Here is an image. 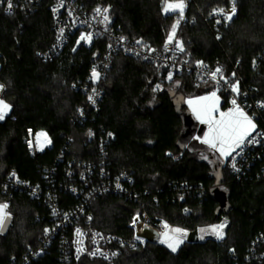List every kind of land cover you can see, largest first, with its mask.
I'll return each mask as SVG.
<instances>
[{
  "label": "trees",
  "instance_id": "1",
  "mask_svg": "<svg viewBox=\"0 0 264 264\" xmlns=\"http://www.w3.org/2000/svg\"><path fill=\"white\" fill-rule=\"evenodd\" d=\"M51 1L39 0L35 8L12 15L4 13L0 2V82L5 87L2 99L11 105L10 113L0 120V175L15 169L21 179L44 185L43 173L55 168L53 177L59 182L72 158L99 166V139L111 133L104 165L111 177L122 171L131 173L134 181L129 189L135 196L98 195L89 208L96 229L129 234L127 224L138 211H145L152 220L164 219L191 230L224 218L229 222L221 242L209 237L187 242L176 252L147 242L124 248L114 264H232L234 254L242 258L256 236L264 234V154L240 174L223 167L219 185L230 193L231 208L216 216L218 203L211 196L213 166L225 158L200 140H192L185 149L177 144L183 127L177 99L208 95L212 86L197 85V75L187 73L154 91V85L163 81L162 69L119 52L102 80L104 94L98 108H87L85 119L80 118L79 108H86V96L73 84L88 78L93 63L106 53L109 39L89 44L72 39L59 55L44 61L38 52L47 49L54 37ZM83 1L88 6L105 2L116 32L158 47L178 19V12L162 11V0ZM228 2L195 0L186 19L180 20L176 38L196 62L222 65L228 72L236 69L253 98L264 101V0H235L237 14L230 24L219 28L216 38L203 15ZM227 103L220 98L219 107ZM180 109L188 106L182 104ZM258 122L264 127V108ZM30 128L47 132L51 139L36 157L24 142ZM63 148L64 158L57 162ZM61 196L68 205L76 199ZM10 198L15 218L13 226L0 235V264H10L13 258L22 261L28 246L38 244L48 222L47 208L38 199L23 191L13 192ZM260 248L264 249V240ZM59 257L53 246L31 264H61ZM84 263L112 264L89 259Z\"/></svg>",
  "mask_w": 264,
  "mask_h": 264
},
{
  "label": "built area",
  "instance_id": "2",
  "mask_svg": "<svg viewBox=\"0 0 264 264\" xmlns=\"http://www.w3.org/2000/svg\"><path fill=\"white\" fill-rule=\"evenodd\" d=\"M194 1L185 0L186 7L184 8V16L181 20L186 19L189 7ZM38 2L39 0H12L14 6L9 10L7 0H2L4 13L7 15H12L18 11H28L27 9L35 8ZM232 6V0H229L227 5L216 6L207 15H203L204 20L212 26L216 38H219V28L230 24L236 16L237 7L235 4L236 12L232 15L231 20H226L224 15L214 14L213 9L223 8L225 13L231 14ZM98 7L108 9L105 2L88 6L83 0H52L50 11L53 18L54 37L47 49L38 52V56L47 61L59 55L72 39H75L77 42L82 41L80 40L82 34L91 33V41L103 38L109 39L106 53L102 58L93 63L88 78L84 82L78 81L73 84L75 90L83 92L86 96L87 106L86 108H79L80 118L85 119V110L87 108H98L104 94L101 86L102 80L110 70L114 56L120 52L140 58L162 69L163 81L157 82L154 85V89L157 85L160 86L159 89H162L164 83L171 82L177 75L195 73L198 77L197 85L208 84L212 86V92L216 91L217 96L223 100H228L225 106L219 107L220 111L227 112L233 108L232 100H236L237 105L252 119L256 127L251 136L245 141L242 149H236L231 156L223 160V167L228 168L233 173L240 174L243 173L244 168H249L252 165L255 158L264 154V127L258 122L261 118V111L264 108L262 106L264 105V101L253 98L250 88L242 85L241 77L236 69L228 72L222 65L211 67L207 64H200L193 59L192 54L186 50L184 45V51L177 49L175 40L168 46L169 50L165 51L166 41L161 47H158L142 38L131 39L125 37L114 29V18L110 16L109 9L107 11L108 21L101 22L103 17L97 16L95 12V9ZM177 18H179V13ZM218 20L220 23H217ZM61 29H63L62 36ZM176 40L178 39L176 38ZM137 41H140V43H137ZM152 49L155 51H151ZM217 68L222 70L223 78H221V74H217L215 80H213L211 73ZM93 69L99 73V78L96 80L91 78ZM169 72L173 74L171 80L167 78ZM0 85L4 86L2 82H0ZM232 85L238 86V92L232 91ZM4 90L5 87L0 90V99L3 97ZM221 95L224 96L222 97ZM89 96L93 97L95 103L89 100ZM37 134L38 132L30 128L24 138L28 152L33 157L38 156L50 145L42 146ZM111 137L112 134L109 133L106 137L99 139V151L97 155L101 159L99 166L92 161L72 158L68 160L63 172L64 180H60L59 182H56V178L53 177L55 168L46 170L43 173V178L46 179L44 185L40 182L31 183L21 179L15 169H11L5 176L0 175V204L7 203L9 206L7 211L10 213V217L5 222L6 226L0 230V235L4 234L14 224L15 211L12 208L13 203L10 196L15 191H23L30 198L38 199L47 208L48 215V222L42 229L38 244L36 246H28L22 261L17 262L13 258L10 264H31L33 260L44 255L53 246H56L59 250L61 264H85L84 261L87 259L101 260L114 264L117 263L124 248L133 249L149 242L144 236L146 228L158 231L159 237L156 243L168 247L166 244L160 242L163 239L161 234L166 231L163 227L165 223L170 227L172 225L164 219L152 220L145 211H138L132 215L127 224L130 231L129 234L104 232L93 226V214L89 211V208L91 202L98 195L111 192L127 198L135 196L129 189V186L134 181L131 173L122 171L111 177L104 165V159L107 156L106 147ZM253 137L256 142L248 143L247 141L252 140ZM65 151L64 148L60 151L57 162L64 158ZM233 157L235 158L234 160ZM233 163H235V169L232 167ZM261 172L264 175V166L261 167ZM13 173H15V176L12 175ZM61 194L70 195L76 199L68 205L62 199ZM53 210H55V214ZM137 216L139 218L133 223L134 218ZM226 220L224 218L219 222L213 223L215 225L224 224L222 239H218L214 234H208L206 239L212 237L215 241L221 242L226 237V233L224 232L225 226L228 224V220ZM46 229L48 230L47 232L45 231ZM77 229L83 235H78ZM196 229L198 230L199 226ZM185 231L188 236L192 230L185 229ZM187 236L183 239V243L179 245L177 250L187 242ZM263 240V233L256 236L249 246L247 253L242 258H238L234 254L232 264H261L264 261V249L260 248ZM96 249H99V252L95 255H90Z\"/></svg>",
  "mask_w": 264,
  "mask_h": 264
},
{
  "label": "snow or ice",
  "instance_id": "3",
  "mask_svg": "<svg viewBox=\"0 0 264 264\" xmlns=\"http://www.w3.org/2000/svg\"><path fill=\"white\" fill-rule=\"evenodd\" d=\"M2 2V0H0ZM162 11L165 14H169L171 12H178L179 18L176 20V22L172 25L170 33L167 36L166 42H165V51H168V46L173 43L175 40V46L180 51H184L183 43L179 40H176V32L177 28L179 26L180 20L183 19L184 16V8L186 7L185 0H175V2H170V0H162ZM232 8H231V14L225 13V10L223 8L220 9H213L214 14H220L224 15L226 20H231L232 15L235 14L236 8H235V0H232ZM12 0H7V7L9 10L13 8ZM107 8H96L95 12L97 16H102L103 19L101 22L108 21L107 16ZM217 23H220L218 20ZM63 35V29H61V36ZM59 39V37H58ZM92 39V34H82L80 37V40L90 42ZM123 39V38H121ZM78 41L77 43H79ZM137 43H140V41H137ZM151 51H155L152 49ZM139 55V53H137ZM147 58V57H146ZM202 64V62H198ZM217 74H221L222 77V70L220 68L215 69L211 73V78L215 80ZM172 73L169 72L168 79H172ZM93 80H96L99 78V73L93 69L92 71V77ZM178 84V82H177ZM3 85H0V90L3 89ZM159 85L156 86L155 90L159 89ZM232 91L238 92V86L232 85ZM89 100L95 103L92 96H89ZM189 107L192 109L193 114L195 115L196 119L201 123L208 126L207 131L204 133L203 137H196V139L200 140L202 144L207 145L208 149L219 153L220 157L227 158L228 156H231L233 152L236 151V149H242L243 145L245 144V141L249 136H251V133L255 130V124L252 122V119L237 105L236 100H232L233 108L229 109L227 112H222L219 109L220 104V98L217 96L216 91L211 92L208 95L205 96H198L194 99H189L187 101ZM264 106V105H262ZM11 110V105L8 104L5 100L0 99V120H3L5 116L8 114V112ZM91 134V133H90ZM46 133H38L37 137L45 136ZM248 143L256 142L255 138L253 137L252 140H248ZM50 143V141H49ZM42 150V149H41ZM239 154V153H237ZM203 159H208L206 155L202 154ZM235 158L233 157V160ZM223 163V160L220 161ZM212 163V161H210ZM232 167L235 169V163L232 164ZM15 176V173L12 174ZM119 187V185H117ZM7 203L0 204V230H2L6 224V220L10 217V213L7 211L8 209ZM187 211V210H185ZM55 214V210H53ZM139 217L137 216L134 218L133 223H135L136 219ZM163 227L166 229L165 232H163L161 235L163 236V239H161V243L166 244L173 252L177 251V248L180 244L183 243V239L187 236V232L179 227L171 228L167 223L163 225ZM224 227V224L220 225H212L210 228H201V233L206 234H214L218 239L223 238V232L222 229ZM48 231L47 229L45 230ZM78 235H83L80 233V230L77 229ZM98 235V234H97ZM200 239H204V235H201L199 237ZM95 243V241H93ZM80 251V249H78ZM97 252H99V249H96L95 252L90 253V255H95ZM103 255V253H101Z\"/></svg>",
  "mask_w": 264,
  "mask_h": 264
},
{
  "label": "water",
  "instance_id": "4",
  "mask_svg": "<svg viewBox=\"0 0 264 264\" xmlns=\"http://www.w3.org/2000/svg\"><path fill=\"white\" fill-rule=\"evenodd\" d=\"M185 98L181 97L177 99V112L182 117L183 127L180 132V136L178 138L177 144L181 149H185L188 144L195 138V137H203L204 133L207 131V125L201 124L197 121L192 113L186 109L181 110L180 106L184 104ZM214 177H215V186L211 189V196L212 198L218 203L215 214L216 216H220L222 214H227L231 208L230 205V193L226 190L221 189L219 183L222 178V170L223 164L220 161H216L214 166ZM229 226L228 224L225 226L224 232H227ZM144 236L148 239L151 243H156L159 237V233L156 230L151 228H146L144 231ZM199 233L198 230L195 228L193 229L187 236V242L189 243H196L199 242Z\"/></svg>",
  "mask_w": 264,
  "mask_h": 264
},
{
  "label": "rangeland",
  "instance_id": "5",
  "mask_svg": "<svg viewBox=\"0 0 264 264\" xmlns=\"http://www.w3.org/2000/svg\"><path fill=\"white\" fill-rule=\"evenodd\" d=\"M170 2H175V1H170ZM87 44H89L90 42H87V41H85ZM189 98H195V96H192V97H189ZM189 98H186L185 100H184V104H186L187 106H188V110L192 113V115H193V117L196 119V117H195V115L193 114V112H192V109L189 107V105H188V103H187V100L189 99ZM7 102V101H6ZM8 104H10L9 102H7ZM11 111V110H10ZM10 111L8 112V114L10 113ZM197 120V119H196ZM198 121V120H197ZM208 127V126H207ZM38 133H46L47 134V132H45V131H43V130H41V131H38ZM40 138V144L42 145V146H48L50 143H49V141H50V137H49V135L47 134L46 135V137L45 136H40L39 137ZM198 139H196V137L193 139V141H197ZM226 220V219H225ZM227 221V220H226ZM212 225H215V224H206V225H200L199 226V229H198V233H199V237L201 236V235H204V239H200V241H203V240H205L206 239V236L208 235V234H206V233H201L200 232V229L201 228H210V226H212ZM171 228H176L175 226H172ZM182 229H184L185 230V228H182ZM185 243H187V242H185ZM184 243V244H185ZM181 245V244H180ZM166 248H168L170 251H172L169 247H166Z\"/></svg>",
  "mask_w": 264,
  "mask_h": 264
}]
</instances>
